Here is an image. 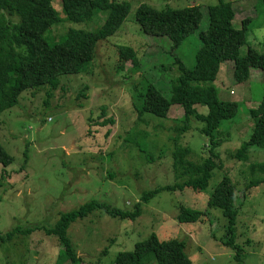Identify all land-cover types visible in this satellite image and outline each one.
Here are the masks:
<instances>
[{"label":"rangeland","instance_id":"obj_1","mask_svg":"<svg viewBox=\"0 0 264 264\" xmlns=\"http://www.w3.org/2000/svg\"><path fill=\"white\" fill-rule=\"evenodd\" d=\"M122 1L130 4V14L117 35L99 42L88 72L60 77L58 89L29 90L18 107L0 116V144L15 159L9 166L0 164V235L19 231L14 239L0 244V264H61L59 239L46 231L55 229L63 215L93 201L132 213L143 193L176 183L173 153L177 149L191 150L189 159L194 162L211 155V139L201 134L204 124L192 121L183 133L185 112L180 107H174L166 120L150 114L140 118L136 107L146 82L171 96L173 80L179 76L173 66L176 57L194 67L199 35L210 28V8L220 0ZM225 1L235 5V28L242 30L243 21L252 19L248 42L264 54V0ZM54 4L62 21L47 35L51 44L71 30L96 32L106 23L105 13L90 23L67 22L61 0ZM142 4L156 11L200 6L203 23L172 51L169 39L142 33L136 21ZM14 20L19 23L18 18ZM122 47L137 53L138 67L131 61L122 63ZM247 53L245 48L242 54ZM224 66L216 82L220 98L238 102L240 111L220 130L219 167L208 188L163 191L143 206L135 222L113 219L101 211L77 222L69 236L80 258L78 264H116L121 253L133 251L152 235L162 241L185 242L192 264H264V183L251 187L256 178H264L252 174V165L264 162V152L243 158L256 124L251 113L264 97V71L253 69L252 78L240 84L234 64ZM195 109L209 115L206 106ZM111 121L115 124L100 127ZM226 176L237 192L235 244L243 251L241 257L230 245L224 212L210 206V198ZM181 207L206 216L195 224H180ZM35 229L45 231L29 232Z\"/></svg>","mask_w":264,"mask_h":264},{"label":"trees","instance_id":"obj_2","mask_svg":"<svg viewBox=\"0 0 264 264\" xmlns=\"http://www.w3.org/2000/svg\"><path fill=\"white\" fill-rule=\"evenodd\" d=\"M64 20L73 24H85L94 20L97 14L107 16L104 26L96 32L71 30L57 43H49L47 35L59 24L60 18L54 0H0V116L19 106L22 95L29 90L46 87L58 89L60 77L88 72L95 58L99 42L117 35L127 20L131 6L122 0H61ZM200 6L183 9L167 8L164 11L142 4L138 7L136 21L142 33L151 37L167 38L173 49H179L194 35L203 23ZM15 18L19 19L16 23ZM237 15L233 2L220 0L210 8V28L199 35L200 49L193 68L179 57L173 66L179 76L173 80L172 94L165 96L156 86L146 82V88L138 93L139 106L136 111L140 118L150 114L166 120L174 107H180L184 132L192 121L205 125L201 134L211 139L210 157L200 162L189 159L191 150L179 148L173 153L176 183L145 192L134 209L128 213L109 205L93 201L80 209L65 214L58 225L46 233L59 239L61 264H78L80 258L72 245L69 230L79 221L89 218L97 211L113 219L135 222L142 215L144 205L150 204L163 191L175 192L187 188L204 191L208 188L214 171L219 167L218 143L225 123L233 121L239 114L238 102L221 100L216 82L226 63L234 64V75L238 83L248 82L253 69L264 71V54L258 53L248 42L252 19L243 21V29L235 28ZM248 48L246 55L242 51ZM122 63L131 61L134 67L140 65L137 53L132 48H120ZM124 64V63H123ZM84 96V95H83ZM206 106L209 115H200L196 107ZM252 119L256 124L252 138L245 145L243 158L251 152H264V97ZM115 124L105 122L100 127ZM221 130V131H220ZM142 145V144H141ZM138 145V146H141ZM153 160V156H150ZM15 162L0 144V164L9 166ZM252 174L264 176V162L252 165ZM259 178V177H258ZM264 183L263 179L252 181L251 187ZM236 187L229 176L217 186L210 198L212 209L224 212L229 221L230 245L243 254L235 244L239 210L235 208ZM204 212L181 207L178 216L180 224H195L205 218ZM45 229H35L29 232ZM18 230L0 235V244L11 241ZM28 233V232H27ZM116 264H192L186 252V243L176 239L162 241L156 235L136 244L133 251L121 253Z\"/></svg>","mask_w":264,"mask_h":264}]
</instances>
